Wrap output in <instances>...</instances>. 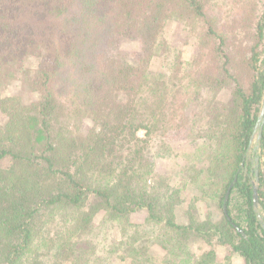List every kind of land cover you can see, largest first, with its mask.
<instances>
[{
	"label": "trees",
	"instance_id": "trees-1",
	"mask_svg": "<svg viewBox=\"0 0 264 264\" xmlns=\"http://www.w3.org/2000/svg\"><path fill=\"white\" fill-rule=\"evenodd\" d=\"M145 1L84 0L94 10H90L75 28L67 26L69 18L65 16L63 27L66 32L60 37L43 27V31L34 30L33 39L28 41V20L24 15L30 6L36 10L33 17L38 23L53 24L55 19L50 18L51 13L55 11L57 18L63 15L71 0H0V70L11 59L23 58L28 52L35 61V68H30L29 73L26 70L27 75L20 77L19 89L4 96L0 94L5 114V119L0 122V264H22L32 239L31 223L37 213L59 205L78 208L90 196L116 217L140 215L137 212L146 209L150 218L164 227L177 229V233L187 234L193 229L192 225L179 223L172 216L155 215L160 199L148 195L146 181L140 184L143 179L142 162L138 160L140 149L132 146L142 140L137 135L139 130L145 129L150 134L154 126L145 122L144 112L136 111V103L126 107L118 101L121 96H126V88L117 85L127 73L138 74L139 63L128 55L113 73L102 70L100 60L96 64L85 58L86 53L98 55L97 49L103 54L95 30L102 27L104 11L110 12L116 4L128 9L126 12L131 18L144 9V23L139 31L144 38L141 50L145 51V40L149 45V39L159 33L161 16L171 4L175 15L172 13L169 17L183 20L190 26L198 24V20L202 22L199 43H209L211 38L215 40L210 52L205 53L211 54L210 61L203 70L197 69L199 77L192 72L193 62L187 63V75L175 73L171 77L160 72V79L155 84L148 75L151 73L141 69L140 87L143 90L146 86L147 90L148 86L153 94L166 92L171 86L179 85L176 90L187 88L189 92L195 87L199 93L206 92L212 104L217 93H229L227 101L218 103L220 109L212 123L217 126L228 123L233 130L231 138L224 140V133L219 130L207 133L216 144L212 167L216 170L222 164L227 180L223 196L224 227L213 226V233L241 254L246 264H264V170L257 154L264 149V114L260 118L264 105V11L255 13L253 20L256 22L249 29L247 47L238 51L237 35L230 36L223 26L217 27L220 23H216L217 19L206 7L209 0ZM250 13L246 20L252 15ZM72 18L75 24L77 19ZM83 31L86 35L93 34V39L83 41ZM148 49H151L150 45ZM65 57L70 60L82 58V62H76L78 76L66 94H62L56 85L63 75ZM22 65L18 69L11 65L4 73L14 78L17 72H24ZM169 76L170 82L167 81ZM182 80H185L184 84ZM26 88L30 91L29 98L22 94ZM165 100L161 93L159 104ZM170 103L176 106L173 100ZM107 107L110 109L100 114ZM87 119L92 126H84ZM98 121L100 127L94 125ZM116 158H122L121 164L113 162ZM136 161L139 166L134 167ZM3 163L5 165L1 166ZM177 239L179 236L168 238L171 242ZM176 243L180 244V241ZM204 256L213 257L214 253L209 251Z\"/></svg>",
	"mask_w": 264,
	"mask_h": 264
},
{
	"label": "rangeland",
	"instance_id": "rangeland-1",
	"mask_svg": "<svg viewBox=\"0 0 264 264\" xmlns=\"http://www.w3.org/2000/svg\"><path fill=\"white\" fill-rule=\"evenodd\" d=\"M229 1L209 0L206 7L217 19L216 23H220L218 28L223 26L230 36L237 35L235 44L239 51L241 47L243 49L247 47L249 29L256 22L253 17L255 13L264 11V0H232L231 3ZM121 5L116 4L110 12L104 11L102 27L95 30L96 40L104 50L103 54L102 50L97 49L95 52L98 55L86 53L85 58L96 64L100 60L99 66L102 70H111L113 73L128 55L135 63H139V73L132 72L130 75L127 73L125 79L119 80L117 85L126 88V96H121L118 101L126 107L136 103L138 108L136 111L144 112L145 122L154 126V131L150 134L146 133L145 129L139 130L137 135L142 140L137 146L136 144L132 146L133 149H140L141 156L138 160L142 162L143 170L140 184L146 181L148 195L160 199L155 207V215L172 216L179 223L192 225L193 229L185 233L187 238L185 234L177 233V229L164 227L154 218H150V212L148 213L146 209L137 212L140 215L133 213L128 217H116L111 212H106L97 204L98 201L90 196L86 203L78 208L59 205L37 213L31 223L32 239L22 264H31L32 261L34 264H246L241 254L230 244L221 242L213 233V226L224 227L223 196L227 180L226 169L222 164L216 170L212 167L216 144L208 138L207 133L219 130L224 133V140L231 138L233 130L228 123L220 126L212 123L220 109L218 103L227 101L229 93L227 91L217 93L212 104L208 94L204 91L197 92L195 87L191 88L193 92H189L187 88L176 90L179 85L175 88L171 86L166 92L160 91L158 94L151 93L148 86L147 90L146 86L143 90H141L143 87H140L141 69L151 73L148 75H151L150 80L155 84V81L160 79L158 75L160 72H165L166 76L171 77L175 73L187 75L189 71L187 63L193 62L194 70H190L194 76L199 77L197 69L203 70L210 61L211 54L205 53L210 52L215 40L211 38L209 43H199L202 22L198 20V24L190 26L183 20L169 17L168 15L172 13L175 15L171 4L164 9L161 16L159 33L149 39L151 49H148L149 45L145 40V51L141 50L144 38L139 31L142 30L144 23V9L141 8L139 14L131 18L126 12L128 9ZM90 10L94 9L88 3H84V0H71L67 12L63 15L57 18L55 11L51 13L50 18L55 19L52 24L38 23L33 17L36 10L34 6H30L24 15L25 20H28L26 29L28 41L33 39L31 37L34 30L43 31V27L47 32L60 37L62 32H66L63 27L66 25L64 19L69 18L67 26L75 28L76 24L83 22ZM253 11L254 13H250ZM249 13L252 15L246 20ZM72 17L77 19L75 24ZM85 30L88 31L87 28ZM82 37L83 41H86L93 39V34L86 35L83 31ZM55 41L60 42V39L55 38ZM196 57L198 62L195 65ZM31 58L33 56L28 52L23 58L18 57L15 61L11 59L10 63L1 66V96L11 94L20 88V77L27 75L26 70L29 73L30 68H35L33 66L35 61ZM65 58L66 65L62 67L61 72L63 75L56 85L58 92L62 94H66L78 76L76 62H82V58L79 60ZM11 65L16 69L22 65L24 72H17L16 74L20 75L18 78L17 75L14 78L7 76L4 72ZM170 76L167 78L168 82ZM183 82L185 80H182ZM29 93L28 88L22 92L24 98H29ZM161 93L165 95L166 100L159 104ZM170 100H173L176 106H173ZM109 109V107L102 109L100 114L106 113ZM4 119L5 114L0 102V122ZM92 124L90 119L84 122L85 127ZM94 125L100 127L99 121ZM257 154L260 156L259 165L264 170V149H260ZM121 159L112 160L121 164L119 162ZM139 161L134 163V167L139 166ZM3 165L5 163L1 166ZM104 178L108 180L107 177ZM170 236H179L180 239L177 240L180 244L176 243L177 240L169 241ZM209 251L214 253L213 257L204 256Z\"/></svg>",
	"mask_w": 264,
	"mask_h": 264
},
{
	"label": "water",
	"instance_id": "water-1",
	"mask_svg": "<svg viewBox=\"0 0 264 264\" xmlns=\"http://www.w3.org/2000/svg\"><path fill=\"white\" fill-rule=\"evenodd\" d=\"M263 108H264V107H263ZM263 114H264V110L261 111L260 118L263 117ZM263 120H264V119H263ZM259 137H260V133L258 134V138H259ZM254 190H255L254 200H255V203L257 204V201H258L257 184H255Z\"/></svg>",
	"mask_w": 264,
	"mask_h": 264
}]
</instances>
